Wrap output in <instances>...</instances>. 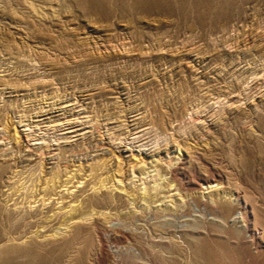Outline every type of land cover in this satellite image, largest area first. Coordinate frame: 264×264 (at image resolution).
Here are the masks:
<instances>
[{"label": "rangeland", "instance_id": "1", "mask_svg": "<svg viewBox=\"0 0 264 264\" xmlns=\"http://www.w3.org/2000/svg\"><path fill=\"white\" fill-rule=\"evenodd\" d=\"M0 264H264V0H0Z\"/></svg>", "mask_w": 264, "mask_h": 264}, {"label": "bare ground", "instance_id": "2", "mask_svg": "<svg viewBox=\"0 0 264 264\" xmlns=\"http://www.w3.org/2000/svg\"><path fill=\"white\" fill-rule=\"evenodd\" d=\"M219 102V101H218ZM207 185V189H214L215 187H217L218 184H216V181H207L206 182ZM227 202V201H226ZM17 205V204H16ZM17 207V206H16ZM103 212V211H102ZM96 213V212H95ZM94 215V214H93ZM107 216V215H106ZM236 217V216H235ZM64 225V224H63ZM57 230V229H56ZM58 231V230H57ZM46 235V234H45ZM47 238V237H46ZM11 240V239H10Z\"/></svg>", "mask_w": 264, "mask_h": 264}]
</instances>
